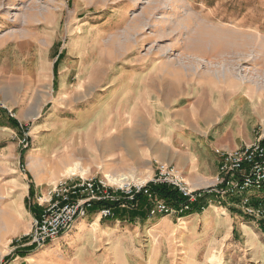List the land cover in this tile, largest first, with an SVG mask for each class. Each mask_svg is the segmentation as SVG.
Returning <instances> with one entry per match:
<instances>
[{
	"label": "rangeland",
	"instance_id": "1",
	"mask_svg": "<svg viewBox=\"0 0 264 264\" xmlns=\"http://www.w3.org/2000/svg\"><path fill=\"white\" fill-rule=\"evenodd\" d=\"M261 62L264 0H0V264H264V217L234 197L184 220L96 209L68 240L31 243L60 183L133 173L116 163L113 129L127 134L159 94L240 92L263 107L259 131ZM76 165L84 173L68 175Z\"/></svg>",
	"mask_w": 264,
	"mask_h": 264
},
{
	"label": "crops",
	"instance_id": "2",
	"mask_svg": "<svg viewBox=\"0 0 264 264\" xmlns=\"http://www.w3.org/2000/svg\"><path fill=\"white\" fill-rule=\"evenodd\" d=\"M203 87L169 101L159 94L164 105L154 101L158 105L145 107L146 116L128 115L127 134L125 127L113 129L110 143L119 168L152 177L156 164L164 163L176 167L194 190L212 187L220 165L218 152L253 143L263 107L240 92L217 95Z\"/></svg>",
	"mask_w": 264,
	"mask_h": 264
},
{
	"label": "built area",
	"instance_id": "3",
	"mask_svg": "<svg viewBox=\"0 0 264 264\" xmlns=\"http://www.w3.org/2000/svg\"><path fill=\"white\" fill-rule=\"evenodd\" d=\"M218 157L220 165L215 182L202 191L194 190L176 167L164 163H157L154 175L145 183L129 180L114 184L106 176L62 182L52 190L47 206L34 220L31 243L40 248L51 246L93 210L97 209L99 220H107L116 216V207L136 210L143 202L150 218L184 220L195 208L207 212L204 207L207 198L234 197L247 215L263 218L264 199L257 198V203L252 205L251 194L264 189V127L253 143L237 150L218 152ZM158 187L177 192L182 201L170 204L155 192Z\"/></svg>",
	"mask_w": 264,
	"mask_h": 264
},
{
	"label": "bare ground",
	"instance_id": "4",
	"mask_svg": "<svg viewBox=\"0 0 264 264\" xmlns=\"http://www.w3.org/2000/svg\"><path fill=\"white\" fill-rule=\"evenodd\" d=\"M260 64H261V67L257 69L256 75H261L262 73H264V62H261ZM77 171L83 172V169L80 166L76 165L73 168H69L67 170V174L70 175V176H75V175H78V174H76ZM135 172H134V174L132 173L133 175L132 174H130L129 176L122 175L120 177L108 174V175H106V178L111 183H114V184H116V183L117 184L125 183V182H127L129 180L134 181L136 183H145L146 181H148L151 178V175L149 173H147V174L145 173V174H142V175H140V174L137 175V173L135 174ZM5 216H6L5 211L0 208V234L2 233L3 227L5 225ZM183 225L184 226L181 227L182 230H186L187 227H188V222L187 221H183ZM68 239H69L68 238V233L64 234L62 240H68ZM54 246L55 245H51L50 247H54Z\"/></svg>",
	"mask_w": 264,
	"mask_h": 264
},
{
	"label": "trees",
	"instance_id": "5",
	"mask_svg": "<svg viewBox=\"0 0 264 264\" xmlns=\"http://www.w3.org/2000/svg\"><path fill=\"white\" fill-rule=\"evenodd\" d=\"M9 121L11 123V125L17 126L19 127V123L16 120H11L9 118ZM155 192L163 199H165L167 202H169L170 204H179L180 201H182V197L180 195H178L177 192L170 190L166 187H158L155 188ZM144 203V202H143ZM197 209V210H196ZM203 212L201 210H199L198 208H195V210L190 213V215H194V214H202ZM126 218H122V220H125Z\"/></svg>",
	"mask_w": 264,
	"mask_h": 264
}]
</instances>
